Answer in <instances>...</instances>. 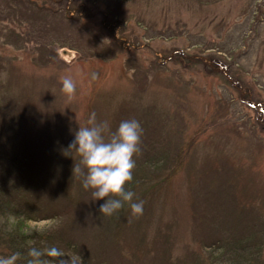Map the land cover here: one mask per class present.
Instances as JSON below:
<instances>
[{
  "label": "rangeland",
  "instance_id": "374dc122",
  "mask_svg": "<svg viewBox=\"0 0 264 264\" xmlns=\"http://www.w3.org/2000/svg\"><path fill=\"white\" fill-rule=\"evenodd\" d=\"M92 112L142 125L127 186L142 215L102 216L73 175L66 151ZM9 163L0 256L24 241L18 264L32 247L81 264H264V0H0Z\"/></svg>",
  "mask_w": 264,
  "mask_h": 264
},
{
  "label": "clouds",
  "instance_id": "9594fccd",
  "mask_svg": "<svg viewBox=\"0 0 264 264\" xmlns=\"http://www.w3.org/2000/svg\"><path fill=\"white\" fill-rule=\"evenodd\" d=\"M97 74H92L96 79ZM61 91L71 103L77 94V83L71 76L60 78ZM141 123L136 119L123 120L115 131L108 121H97L95 112L90 114L87 126H79L68 151L77 153L79 163L73 166L85 190L91 192L92 201L106 200L100 205L102 216H112L127 203L133 216L143 214L144 202L135 201V193L127 188L134 177L136 157L141 155ZM22 254L0 256V264H18ZM26 264H81L78 257H67L61 249L45 250L32 247L27 252Z\"/></svg>",
  "mask_w": 264,
  "mask_h": 264
},
{
  "label": "trees",
  "instance_id": "16d2710c",
  "mask_svg": "<svg viewBox=\"0 0 264 264\" xmlns=\"http://www.w3.org/2000/svg\"><path fill=\"white\" fill-rule=\"evenodd\" d=\"M120 1H124V0H120ZM17 137H15V135L14 136H11L10 137V144H11V147L13 148L15 145H16V142H17V139H16ZM13 155H11V158L10 157H8V158H10V159H15L16 160V158L17 157H12ZM17 161V160H16ZM15 162V161H14ZM12 166L13 165H11L10 163H9V167L10 168H8L7 169V167L5 166V164H3L2 166H1V168H0V170L1 171H3L4 173H8L10 170H11V168H12ZM15 166V165H14ZM16 168H17V166H16ZM17 170V169H16ZM5 186L4 185H2V184H0V205H3V203H5L4 202V198H6L7 196H9V195H12L13 196V190H11V187H6V188H4ZM4 205H6V204H4ZM21 240H22V238H21ZM16 244V243H15ZM26 244L24 243V241L23 242H19V243H17L16 244V247H17V249H20V247H21V249L20 250H17L18 252H21V250H23L22 248H23V246H25ZM11 246L12 247H15V245H13V244H11Z\"/></svg>",
  "mask_w": 264,
  "mask_h": 264
},
{
  "label": "water",
  "instance_id": "95a60500",
  "mask_svg": "<svg viewBox=\"0 0 264 264\" xmlns=\"http://www.w3.org/2000/svg\"><path fill=\"white\" fill-rule=\"evenodd\" d=\"M64 52H65V53H67V54H70V52H69V51H67V50H65Z\"/></svg>",
  "mask_w": 264,
  "mask_h": 264
}]
</instances>
